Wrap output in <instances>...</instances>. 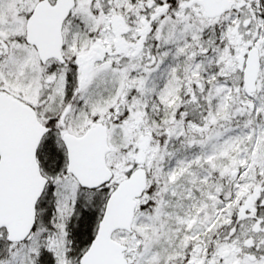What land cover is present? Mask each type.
<instances>
[{"label":"snow or ice","instance_id":"obj_1","mask_svg":"<svg viewBox=\"0 0 264 264\" xmlns=\"http://www.w3.org/2000/svg\"><path fill=\"white\" fill-rule=\"evenodd\" d=\"M0 264H264V0H0Z\"/></svg>","mask_w":264,"mask_h":264}]
</instances>
